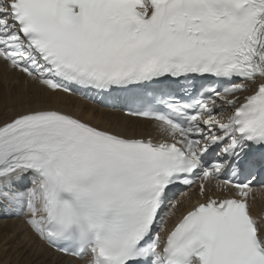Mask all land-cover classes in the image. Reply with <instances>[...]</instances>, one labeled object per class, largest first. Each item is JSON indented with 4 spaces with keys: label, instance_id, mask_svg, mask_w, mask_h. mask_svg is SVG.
Returning <instances> with one entry per match:
<instances>
[{
    "label": "snow or ice",
    "instance_id": "snow-or-ice-1",
    "mask_svg": "<svg viewBox=\"0 0 264 264\" xmlns=\"http://www.w3.org/2000/svg\"><path fill=\"white\" fill-rule=\"evenodd\" d=\"M0 65L47 94L0 121V208L31 234L13 238L25 264H42L37 241L84 264H264L248 203L264 177V0H0ZM58 94L159 139L60 110ZM194 178L200 198L169 227Z\"/></svg>",
    "mask_w": 264,
    "mask_h": 264
},
{
    "label": "bare ground",
    "instance_id": "bare-ground-1",
    "mask_svg": "<svg viewBox=\"0 0 264 264\" xmlns=\"http://www.w3.org/2000/svg\"><path fill=\"white\" fill-rule=\"evenodd\" d=\"M4 73H8V76L5 77ZM16 76L24 83V77L22 75L19 76L17 74H14L12 72H6L4 70L0 71V79L2 81H5L4 79L13 80L14 77H16ZM17 81H19V80H17ZM29 85H30L29 87H31V88L32 87L33 88H39L38 85H35V86H37V87H35L32 83ZM14 87H15V85L11 86V88H12L11 91H13V93H14ZM11 95H9V96H11ZM44 95H47V94L42 91V96H44ZM17 97L18 96H16V95L11 97L10 102L11 103L13 101L16 102ZM4 100L5 99L2 96V92H1L0 93V110L3 109V104L6 103V102H4ZM48 100L52 106H55V107L59 108L60 110L70 112V113L76 115L77 117H79V118H81L87 122H90L94 125H98V126L104 127V128H110L113 131L120 132V133H123L125 135H135L136 136V135H141L143 133L147 134L148 132L157 133L150 122L130 118V117L122 115L121 112H119V111H109L106 108H101V107L96 106L92 103L84 102L83 100L80 99V97L78 95L67 96L65 94H58L55 96L48 97ZM22 109H23V107H20L18 109H14V110H10L9 112H7L6 116L0 118V121H2L4 119L11 118L12 116H14L16 113H18ZM147 126H150V128L146 129ZM262 209H264V205H263ZM10 221L11 220H7V219L1 220L0 221V231H6V232L11 231L12 233L16 232V234H17V233H19L17 229H20V227H21V229H22V230L20 229L21 232L25 230L24 236L27 238L30 237L31 234L28 232L27 228L24 227L23 223H21L20 225H18L16 227L17 222H10ZM11 225L13 227H11ZM4 234H2V236H1V239H0L1 242L4 239H6ZM3 245H6L8 247V249H7L8 251L3 252V253H5V256L8 255L13 249H15L13 252L16 254H14V255L12 254V256L14 257V259L17 260L16 264H18V262H19V264H25L26 260L31 259V257H26V256H21V257L19 256L20 258L18 257L19 259H17V256L20 254L18 251L19 247L15 248V245L11 239H7ZM24 246L26 247V245H24ZM35 247H37V246H35ZM42 248H43V251H42V255L40 256V260L42 261V264H69L68 262H71L72 264L73 263L77 264V261L72 260V259L68 260L65 258H61L60 254H56L51 249L46 248L43 245H42ZM3 253L0 251V261L4 258L6 259V257L2 258L4 256ZM1 254L3 256H1ZM46 256H49V257L51 256V258L49 260H47ZM2 261L4 262V260H2ZM6 261L8 262V259ZM11 261H12V259H11ZM12 262L14 264L15 260ZM7 264H10V263L8 262Z\"/></svg>",
    "mask_w": 264,
    "mask_h": 264
},
{
    "label": "rangeland",
    "instance_id": "rangeland-1",
    "mask_svg": "<svg viewBox=\"0 0 264 264\" xmlns=\"http://www.w3.org/2000/svg\"><path fill=\"white\" fill-rule=\"evenodd\" d=\"M2 70H4V71H6L5 69H4V67L2 66V65H0V71H2ZM6 72H8V71H6ZM3 76V75H2ZM4 76L6 77V76H8V73H4ZM5 81H2L1 79H0V93L2 92V96L4 97V102H6V103H4L3 104V109L2 110H0V118H2V117H4V116H6V114H7V112H9L10 110H14V109H18V108H20V107H24L29 101H31V100H34V98L37 96V95H42V90H40L39 88H31V87H29V86H27V84H23V82L16 76V77H14V79L13 80H9V79H4ZM17 80H19V81H17ZM12 85H15V87H14V93H13V91H11V86ZM14 96V95H16V96H18L17 97V101L15 102V101H13L12 103L10 102V98L11 97H13L11 94ZM9 95H11V96H9ZM7 220H9V219H7ZM1 221V220H0ZM10 222H17L16 224V227L18 226V225H20V223L18 222V221H10ZM11 227H13L12 225H11ZM20 229H21V227H20ZM20 229H17L18 230V232L20 233L21 232V230ZM24 232V231H23ZM5 233V234H4ZM2 234H4V236L6 237V239H4L2 242H1V240H0V251L3 253V252H5V251H8L7 249H8V247L6 246V245H3L4 244V242L7 240V239H11L12 241H13V243H14V245H15V248H18L19 247V244H20V241H17V240H14L13 238L16 236L15 234H16V232H14V233H12L11 231H9V232H6V231H0V239H1V236H2ZM26 239H27V237H25ZM26 245V247H28V243H26L25 244ZM35 246H37V247H35ZM32 247H34V248H36V249H42V251H43V248H42V245L37 241L34 245H32ZM15 249H13L8 255H6L5 256V253H3V255L1 254V256H3L2 258H4V257H6V259L4 258V259H2V260H4V262L7 264L8 262L10 263V264H13V262L12 261H14L15 260V262H14V264H16V262H17V260L16 259H14V257L12 256V254L14 255V254H16V253H14L13 251H14ZM50 255V254H49ZM12 258H11V257ZM21 257V255L19 254L18 256H17V259H19L20 257ZM19 257V258H18ZM51 258V256L49 257V256H46V259L47 260H49ZM8 259V262L6 261ZM10 259V260H9ZM11 259H12V261H11ZM0 261L1 262V264H5L3 261ZM11 261V262H10ZM69 264H72L71 262H68Z\"/></svg>",
    "mask_w": 264,
    "mask_h": 264
}]
</instances>
